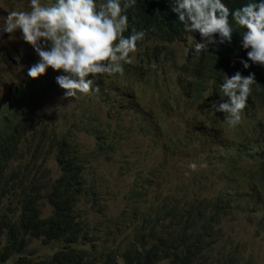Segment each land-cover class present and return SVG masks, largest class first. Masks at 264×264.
Wrapping results in <instances>:
<instances>
[{
    "label": "trees",
    "instance_id": "obj_1",
    "mask_svg": "<svg viewBox=\"0 0 264 264\" xmlns=\"http://www.w3.org/2000/svg\"><path fill=\"white\" fill-rule=\"evenodd\" d=\"M25 1L0 0V18L12 5L17 6L15 10H25ZM224 2L237 7L248 0ZM126 14L128 28L146 29L148 38L172 42L184 38L170 0H136ZM223 51L227 52L226 48ZM159 54L157 47L144 51L142 65L134 67V74ZM37 59L30 51H14L10 60L4 61L9 76L18 70L21 75L10 79L9 89L0 96V264H255L257 242L261 241L264 251V86L253 88L246 102L243 125L252 137L236 155L220 151L212 161H195L197 167L190 176L171 163L174 155L189 156L174 152V146L185 137L162 123L165 116L161 111L150 109L159 121L146 111L153 116L151 122L146 117L125 130L143 133L151 142L142 153L138 146L133 158L122 156L120 172L130 178L127 187L117 192L109 175L93 174L102 169L95 161L103 162L114 144L111 127L97 121L102 109L97 113L94 105L106 104L115 110L116 102L123 100L126 111L138 110L120 89L119 81L129 79L130 64L108 80L103 75L93 80L98 94L95 102L79 100L73 105L66 101L78 112L74 120L43 125L32 104L36 100V108L40 107L41 98L58 87L55 77L60 73L49 68L37 78L24 76ZM148 70L147 78L135 84L143 81L145 85L153 78ZM172 84L167 83L170 91ZM174 94L200 99L199 94H185V85L177 87ZM80 135L89 138V148ZM45 145L56 166L53 173L37 160ZM148 159L154 161L148 163ZM242 159L249 160L250 174L240 167ZM201 162L206 163L205 169L198 168ZM219 174L224 181L236 182L249 211L236 210L220 183L215 189L207 187V182L219 181ZM104 180L108 187L101 194ZM84 202L90 206L89 217L84 216ZM231 217L250 227L251 239L229 236L225 223ZM32 241L39 244L33 247ZM54 243L60 246L58 250H45ZM104 244L109 249L106 253L102 252Z\"/></svg>",
    "mask_w": 264,
    "mask_h": 264
},
{
    "label": "clouds",
    "instance_id": "obj_2",
    "mask_svg": "<svg viewBox=\"0 0 264 264\" xmlns=\"http://www.w3.org/2000/svg\"><path fill=\"white\" fill-rule=\"evenodd\" d=\"M135 3L136 0H26L25 10L4 11L7 12L3 19L0 18V34L19 33L26 42L21 52L30 51L38 57L27 67L28 77L37 78L49 68L60 73L55 77L58 87L49 91L57 101L62 97L63 102L73 105L79 100L95 102L98 94L94 92L93 80L97 74H105L110 79L113 74L122 73L125 64H130L129 79L119 82L120 89L123 85L129 97H132L131 93L137 95L136 90L146 91L147 85H151V94L155 100L160 99V106H175V110L179 109L180 101L193 106L208 98L209 108L224 118L229 127L223 136L229 144L223 152L236 155L244 137H252L243 125L249 93L253 88L264 86V0H248L237 7H230L224 0H170L171 11L185 31L183 40L174 42L156 36L148 38L146 29H129L126 13ZM175 42L181 43L179 50L174 49ZM152 47H157L160 54L134 74V67L142 65V53ZM146 69L153 78L147 85L143 81L135 84L147 78ZM159 71L163 72L164 84L159 82ZM169 81L173 83L170 86L173 93L177 87L185 85V94H199L200 99L172 95L167 87ZM139 84L142 86L138 87ZM207 89L210 96L204 94ZM132 101L135 103L136 99ZM99 107L102 114L114 111L109 110L106 104L96 103L94 109L97 113ZM161 112L165 116L162 123L168 127L166 113L164 110ZM97 121L110 126L107 120L99 118ZM143 121H134L123 128ZM202 123L204 128H208L206 123ZM189 124L193 127L192 132ZM125 129L117 133L110 128L111 139L114 135L123 138L127 134H135ZM172 130L185 137L176 144L181 148L200 137L195 115H190L189 111L178 112ZM137 135L139 139L148 138L151 142L149 136ZM208 135L210 133L203 136V143ZM127 142L128 150L134 151L136 156L137 147L142 144ZM239 165L246 174H250L248 159L240 160ZM203 166L207 167L201 162L198 168L205 169ZM187 167L195 170L197 165L189 163ZM224 180L215 185L220 183L236 210L240 213L249 211L247 201L235 188L238 187L236 182L231 181V184ZM154 193L158 195L156 191Z\"/></svg>",
    "mask_w": 264,
    "mask_h": 264
},
{
    "label": "rangeland",
    "instance_id": "obj_3",
    "mask_svg": "<svg viewBox=\"0 0 264 264\" xmlns=\"http://www.w3.org/2000/svg\"><path fill=\"white\" fill-rule=\"evenodd\" d=\"M17 8L16 5H12L11 10H15ZM1 23V20H0ZM190 42V40H189ZM26 42H24L20 38V34L18 33H3L0 34V46L3 45H8L6 47H0V96L6 92L7 89H9V85L11 83L9 82L10 79H18L20 71H15L13 76L12 75L10 68L8 66H4V61H8L11 58V55L13 54L14 51H20L23 50L24 45ZM181 48V43L180 42H175L174 43V49L179 50ZM187 49V47H186ZM22 65L23 62L21 63ZM23 73V72H22ZM26 74V70L24 71V76ZM103 75L107 80L108 77L105 74H97L96 77ZM163 72L159 71V82L164 84V79L162 78ZM196 77V74H194ZM158 82V83H159ZM124 84V81H123ZM147 85V84H146ZM147 90H143L139 92L136 90V94L131 93L130 95L132 96L131 99H136L135 103L137 105V111H132L128 112L125 110L124 106V101L121 100L119 102V105H115L114 108H117V110H114L113 112H109L108 114H101L100 118L109 121L110 127L115 130L117 133L123 131L125 126L132 124L134 121L137 120H144V118H152L153 116L156 117V119L159 121L160 117L156 114H153L149 106L151 107L152 110H164V114L166 113V119H167V126L169 129H172V127L175 126L176 122V117L178 116L179 111H189L190 115H195V123L198 128V133L200 135L199 138H197L192 144H190L187 147L181 148L177 145L174 146V152H183V154L188 153V157H184L182 155H174L171 158V163L174 166H177L180 171L187 175L190 176L192 173L195 172V170H191L187 167L189 163H195L197 160H202L205 161L206 163L209 161H212L213 155L217 154L220 151H224L226 146H228L229 142L223 138L225 132L228 130V125L224 118L220 117L219 115H216L209 107L210 100L207 98L203 102H199L193 106H191L188 102L186 101H180L178 103L179 109L175 110V106L172 108L169 107H164L163 108L160 106V99H156L152 96L151 90L152 86L147 85ZM122 90L125 92V88L122 85ZM173 95L174 93L171 92ZM205 96H210V91L207 89L204 92ZM1 103V102H0ZM37 102L36 100L32 104V108L37 111L39 114H41L40 122L43 125H50L51 121H53L55 118L57 120L60 119H65V118H70V119H75L77 116V111L72 109V105L69 103H64L62 104L60 101L54 100L53 99V94L51 92L46 93L40 100L39 106L37 107ZM122 108V111L119 109ZM170 110L169 113L166 111ZM175 110V111H174ZM210 110V111H209ZM148 111L150 114H146L145 112ZM173 111V112H172ZM210 112V113H209ZM206 123L208 128L203 127V123ZM194 122V119L192 120ZM229 131L232 132L231 129ZM206 138H204V143H203V136L209 134ZM139 136L137 134H127L123 138H118L116 135L113 136V141L114 144L112 146V149L109 150V152L102 157L103 162L95 161V164H98L101 166L102 169L96 170L93 174L96 175H101L105 173V176L109 175L113 181V191H120L123 190L127 187L129 178L128 176L121 174L120 172V166L121 164V158L124 154H128L131 157L135 156L134 151L127 150V146H124V142L129 140V141H136L142 144L138 150L139 153H142L146 147L149 144L148 138L144 139H139ZM80 139L82 140L83 143L85 144V148H89V138L86 135H80ZM248 139V136L244 137V142ZM148 156H152L150 153H148ZM38 162L42 164L43 168H48L51 169L50 172H54L56 169V166L54 164V161L52 159L51 153L48 152V145H45L43 147V150L39 152ZM154 159H148V163L153 162ZM202 168H205L203 166ZM138 169H142V165L138 167ZM209 172V171H208ZM101 173V174H100ZM211 173V172H209ZM223 174L218 175V179L220 181H223ZM213 180H216V178H213ZM214 187L216 186L215 184L211 183L210 181L207 182V187ZM107 181L104 180V183L101 184L100 189L102 190L101 194H104L105 191L104 189H107ZM82 207L86 210V213L84 216L89 217V207L87 206L86 203L82 204ZM225 228L231 238H238L241 240H248L251 239L252 236V230L250 229L249 226H247L244 222H237L231 217L229 221L225 223ZM122 237V236H121ZM39 244V241H32L31 246L36 247ZM122 243L119 242V246ZM59 248V245L54 243L49 246V248L45 249L49 252H54ZM255 264H264V251L261 247V241L257 242L255 245ZM97 250V248H96ZM109 249L104 244V247L102 249V252L106 253L108 252ZM246 253V252H245Z\"/></svg>",
    "mask_w": 264,
    "mask_h": 264
},
{
    "label": "bare ground",
    "instance_id": "obj_4",
    "mask_svg": "<svg viewBox=\"0 0 264 264\" xmlns=\"http://www.w3.org/2000/svg\"><path fill=\"white\" fill-rule=\"evenodd\" d=\"M250 108H251V107H249V110H250ZM251 110H252V109H251ZM209 111H210V110H209ZM209 113H210V112H209ZM258 116H259V115H258ZM252 135H253V134H252ZM146 168H147V167H146ZM148 168H149V167H148ZM148 168H147L146 170H148ZM152 170H153V169H152ZM155 171H156V170H155ZM159 171H160V170H159ZM148 173H149V172H148ZM143 174H144V173H143ZM256 174H257V172H256ZM165 177H166V176H165ZM162 178H163V177H162ZM166 178H167V177H166ZM167 180H168V179H167ZM161 182H163V181H161ZM161 185H162V184H161ZM175 186H176V184H175ZM158 196H159V195H158ZM89 209H90V207H89ZM83 210L86 211L85 209H83ZM254 213H255V211H254ZM163 222H164V221H163ZM162 224H163V223H162ZM156 225H157V224H156ZM158 226H159V225H158ZM156 228H157V227H156ZM150 229H151V228H150ZM157 229H158V228H157ZM77 239H78V238H77ZM174 243H175V242H174ZM59 248H60V246H59ZM59 248H58V249H59ZM58 249H57V250H58Z\"/></svg>",
    "mask_w": 264,
    "mask_h": 264
},
{
    "label": "water",
    "instance_id": "obj_5",
    "mask_svg": "<svg viewBox=\"0 0 264 264\" xmlns=\"http://www.w3.org/2000/svg\"><path fill=\"white\" fill-rule=\"evenodd\" d=\"M61 103H63V101H61ZM95 159V158H94Z\"/></svg>",
    "mask_w": 264,
    "mask_h": 264
}]
</instances>
